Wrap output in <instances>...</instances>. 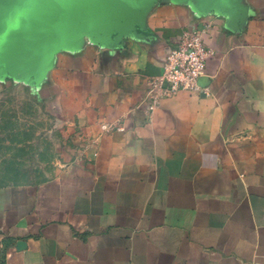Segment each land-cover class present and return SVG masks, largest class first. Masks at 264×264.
I'll return each instance as SVG.
<instances>
[{"label": "crops", "instance_id": "crops-1", "mask_svg": "<svg viewBox=\"0 0 264 264\" xmlns=\"http://www.w3.org/2000/svg\"><path fill=\"white\" fill-rule=\"evenodd\" d=\"M192 28L209 94L146 110ZM0 74L66 140L0 187V264H264V0H0Z\"/></svg>", "mask_w": 264, "mask_h": 264}, {"label": "rangeland", "instance_id": "rangeland-1", "mask_svg": "<svg viewBox=\"0 0 264 264\" xmlns=\"http://www.w3.org/2000/svg\"><path fill=\"white\" fill-rule=\"evenodd\" d=\"M65 141L32 92L0 74V187L54 176Z\"/></svg>", "mask_w": 264, "mask_h": 264}, {"label": "built area", "instance_id": "built-area-1", "mask_svg": "<svg viewBox=\"0 0 264 264\" xmlns=\"http://www.w3.org/2000/svg\"><path fill=\"white\" fill-rule=\"evenodd\" d=\"M203 30L185 29L179 40L170 48L159 74L147 80L145 100L148 111L156 107L163 98L171 97L179 91L209 94L208 87L199 84L204 74L206 61L214 54L211 47L203 43ZM101 129L122 130L121 125L101 124Z\"/></svg>", "mask_w": 264, "mask_h": 264}, {"label": "water", "instance_id": "water-1", "mask_svg": "<svg viewBox=\"0 0 264 264\" xmlns=\"http://www.w3.org/2000/svg\"><path fill=\"white\" fill-rule=\"evenodd\" d=\"M20 246H22V243H19Z\"/></svg>", "mask_w": 264, "mask_h": 264}]
</instances>
